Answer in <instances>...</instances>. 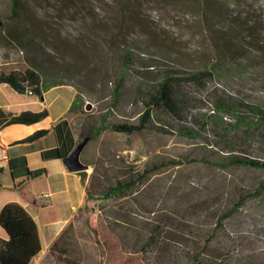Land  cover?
Masks as SVG:
<instances>
[{"label":"rangeland","instance_id":"rangeland-1","mask_svg":"<svg viewBox=\"0 0 264 264\" xmlns=\"http://www.w3.org/2000/svg\"><path fill=\"white\" fill-rule=\"evenodd\" d=\"M221 1L229 13L220 0L143 3L140 15L157 29L151 43L130 28L127 0L119 17L104 0H21L14 13L0 0V78L14 75L28 94L72 87V149L89 137L78 171L85 214L41 264H264V167L229 162L264 161V32L254 19L264 21V0ZM92 12L103 22L96 30ZM239 12L253 18L240 25L230 19ZM198 28L210 32L211 53L169 60L170 49L197 47ZM191 90L201 100L184 119L170 94ZM101 119L108 126L97 131Z\"/></svg>","mask_w":264,"mask_h":264},{"label":"crops","instance_id":"crops-1","mask_svg":"<svg viewBox=\"0 0 264 264\" xmlns=\"http://www.w3.org/2000/svg\"><path fill=\"white\" fill-rule=\"evenodd\" d=\"M75 92L57 84L28 94L0 82V210L14 201L35 221L41 250L30 264H41L65 227L87 207L83 175L68 171L61 159L76 140L70 124L79 111ZM43 109L47 114L38 121L9 122L23 111ZM39 130L38 136L26 139ZM29 170L40 171L29 176ZM1 238L7 234L0 226Z\"/></svg>","mask_w":264,"mask_h":264},{"label":"trees","instance_id":"trees-1","mask_svg":"<svg viewBox=\"0 0 264 264\" xmlns=\"http://www.w3.org/2000/svg\"><path fill=\"white\" fill-rule=\"evenodd\" d=\"M72 1V0H70ZM83 1V0H79ZM155 1L157 0H127L126 3H124L125 11L128 13L130 16V19L133 20V25H131L130 28L134 27H140L143 32L149 35V38H151L157 34V29L152 30L153 28L148 27L149 24L143 19V16L140 15L139 11L142 9L140 6L143 3H154L158 4ZM213 1L217 0H206V2L212 3ZM219 1V0H218ZM120 2V0H104V3L108 5L109 7V12L112 11L118 14V17L121 14L120 7L117 6V4ZM221 2V3H220ZM219 5L221 7H224L226 10V13L228 12V3H225L220 0ZM239 2V1H238ZM21 3V0H12V4L15 5L14 9H12V12L15 11L16 7L19 6ZM162 5V4H158ZM236 7L239 6V3H235ZM14 13V12H13ZM11 13V14H13ZM242 12H239V14H231L230 19L236 20L238 24L243 25L245 24L246 18H253L251 17L250 14H241ZM94 12H92V18L96 19L94 16ZM112 16V14L110 15ZM95 17V18H94ZM255 19V22L260 24L262 27V32H264V21L260 19ZM102 22V21H101ZM103 23V22H102ZM96 19L94 23L90 25L91 30H96V26L103 25ZM196 24H190L188 25L190 28L196 26ZM247 28L249 27V24H246ZM147 28H146V27ZM199 32V39L197 43V47L191 49L190 51H182V52H175L173 49H170L169 54L167 55V58L173 62L178 61L179 59L183 60H189L192 61L193 58L196 56V54H190L191 51H197L201 55L205 54H210L211 51L207 48L211 41V35L208 30L205 28L203 29H197ZM25 32V31H24ZM37 34V33H35ZM164 37H168L165 35V33L161 34ZM214 42L218 41V46L220 45V41L213 39ZM223 41H225L223 39ZM153 41L151 40V43ZM171 53H173L171 55ZM137 73L139 74H145L147 75L150 79H153V74H149L147 69H137ZM16 77L14 75H8L4 78H0V81L7 82L10 86H12L15 89H19V86L15 82ZM120 88V86H119ZM118 88V90H119ZM197 88V87H196ZM196 90V89H194ZM199 90V88H197ZM144 90L138 87L137 93H136V98L139 99L143 96ZM170 100L172 102L170 109L174 110L175 112H181L182 115H180L182 118L186 119L188 112L185 113V110L192 104H196L201 100L199 97H196L195 95L191 93H181L180 95L171 93L170 94ZM233 111H235V108H233ZM237 112V111H236ZM262 112V111H261ZM47 114L46 109L40 110V111H23L20 114L13 116L9 119V122H20V123H31L38 121L45 117ZM236 114V113H235ZM238 116V115H237ZM258 117V116H256ZM263 118V117H262ZM108 125H105V119H101L100 123L98 124L97 131L106 128ZM109 127L117 129V130H122V131H127L130 132L132 130L138 129V125H125V124H114L110 125ZM95 131V130H94ZM42 132V130L37 131L35 134L27 137L26 139H32L38 136V134ZM181 134H190L191 136H194L195 133L189 132L186 129H179L178 131ZM94 136V135H93ZM260 146H264V143H260ZM59 157L61 156L59 153L57 154ZM65 155V154H64ZM230 159V163H241V164H249L252 166L256 167H264V161H260L257 159L252 160L249 159L248 157H235V155H232ZM235 158V159H234ZM40 170H29L28 175L32 176L36 173H38ZM1 172V168H0ZM263 185L260 186V188ZM1 187V184H0ZM263 189V188H262ZM88 198V197H87ZM243 203V200H240L237 202L236 208L238 205ZM234 210V209H233ZM224 213V211L221 212V214ZM219 222V221H218ZM0 226L4 229V231L7 234V238L0 239V264H30L32 259L40 252L41 250V245H40V240L37 232V226L33 218L29 215V213L17 202H7L5 203L1 210H0ZM159 234V233H158Z\"/></svg>","mask_w":264,"mask_h":264},{"label":"water","instance_id":"water-1","mask_svg":"<svg viewBox=\"0 0 264 264\" xmlns=\"http://www.w3.org/2000/svg\"><path fill=\"white\" fill-rule=\"evenodd\" d=\"M88 139V136L83 137L69 153L61 157L68 171L78 172L87 167V165L82 163L80 160V152Z\"/></svg>","mask_w":264,"mask_h":264}]
</instances>
